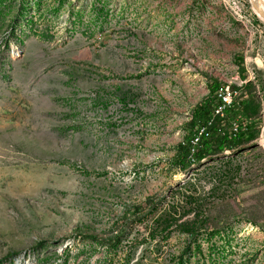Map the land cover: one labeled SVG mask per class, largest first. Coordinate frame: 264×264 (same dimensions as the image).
I'll list each match as a JSON object with an SVG mask.
<instances>
[{
  "label": "rangeland",
  "instance_id": "rangeland-1",
  "mask_svg": "<svg viewBox=\"0 0 264 264\" xmlns=\"http://www.w3.org/2000/svg\"><path fill=\"white\" fill-rule=\"evenodd\" d=\"M214 82L255 139L182 170ZM0 264H264L251 0H0Z\"/></svg>",
  "mask_w": 264,
  "mask_h": 264
},
{
  "label": "trees",
  "instance_id": "trees-1",
  "mask_svg": "<svg viewBox=\"0 0 264 264\" xmlns=\"http://www.w3.org/2000/svg\"><path fill=\"white\" fill-rule=\"evenodd\" d=\"M238 64L242 72H245L244 61L239 59ZM220 86L240 90L241 93L243 91L238 85L232 86L228 83L221 85L219 82H214L211 86L212 98L197 106L188 125L187 138L178 146L174 165L182 170H187L219 152L235 149L255 139V131L259 126V109L254 108L250 99H245L241 94L235 105L226 111L224 118L216 116L217 91ZM233 122L240 127L237 137H234L230 131ZM197 138L199 142L194 145L193 141Z\"/></svg>",
  "mask_w": 264,
  "mask_h": 264
},
{
  "label": "built area",
  "instance_id": "built-area-1",
  "mask_svg": "<svg viewBox=\"0 0 264 264\" xmlns=\"http://www.w3.org/2000/svg\"><path fill=\"white\" fill-rule=\"evenodd\" d=\"M241 94L242 93L240 90H231L229 88H223V86H220L217 91L218 106L216 107L215 110L216 116L218 115L224 118L226 116V111L235 105V103L240 98ZM230 131L234 137H237L240 132L239 125L236 122H233V126L231 127ZM198 142H199V138L194 140L193 144L197 145Z\"/></svg>",
  "mask_w": 264,
  "mask_h": 264
},
{
  "label": "water",
  "instance_id": "water-1",
  "mask_svg": "<svg viewBox=\"0 0 264 264\" xmlns=\"http://www.w3.org/2000/svg\"><path fill=\"white\" fill-rule=\"evenodd\" d=\"M254 9L264 19V0H251Z\"/></svg>",
  "mask_w": 264,
  "mask_h": 264
}]
</instances>
